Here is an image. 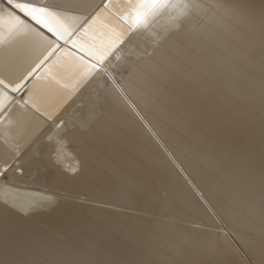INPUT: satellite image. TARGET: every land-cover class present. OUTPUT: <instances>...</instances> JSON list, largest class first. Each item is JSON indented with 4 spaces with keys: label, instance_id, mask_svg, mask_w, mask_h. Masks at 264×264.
I'll return each instance as SVG.
<instances>
[{
    "label": "bare ground",
    "instance_id": "obj_1",
    "mask_svg": "<svg viewBox=\"0 0 264 264\" xmlns=\"http://www.w3.org/2000/svg\"><path fill=\"white\" fill-rule=\"evenodd\" d=\"M46 1L77 23L107 3ZM176 2L94 78L52 73L67 93L41 79L62 53L12 93L0 264H264V0ZM35 36L3 34L0 77L42 59Z\"/></svg>",
    "mask_w": 264,
    "mask_h": 264
},
{
    "label": "snow or ice",
    "instance_id": "obj_2",
    "mask_svg": "<svg viewBox=\"0 0 264 264\" xmlns=\"http://www.w3.org/2000/svg\"><path fill=\"white\" fill-rule=\"evenodd\" d=\"M112 3L113 0H107L103 8L94 16L90 19L85 17L83 23H77L69 22L66 10L59 9L46 0H0V29L7 26L9 34L12 35L24 29L27 20H31L55 37V41L46 49L42 59L17 81L0 77V123L11 119L13 110L9 105L15 103L12 93L20 91L25 86V82L42 66H46L57 53L62 55L53 61L51 66L45 68V76L41 79L51 76L53 70L65 57L74 58L81 79L94 78V70L99 71L108 63L119 61L121 53L133 36L147 32L163 9L179 6L176 0H117V4L114 5L116 10L112 11L108 7ZM102 19L108 22L102 23ZM38 34L44 35L43 32ZM59 41L70 44L77 52L71 50L64 52ZM85 57L88 59L86 60ZM63 86L68 87L67 84ZM24 104L39 112L36 103L30 102V99L25 100ZM46 119L52 121L56 129L49 136V140L55 145V151L59 154L65 146V141L60 138V131L66 128V123L59 117H57L59 122L53 120L52 116H46ZM3 164L6 172L9 163L4 161Z\"/></svg>",
    "mask_w": 264,
    "mask_h": 264
},
{
    "label": "water",
    "instance_id": "obj_3",
    "mask_svg": "<svg viewBox=\"0 0 264 264\" xmlns=\"http://www.w3.org/2000/svg\"><path fill=\"white\" fill-rule=\"evenodd\" d=\"M85 59L87 60L88 58L85 57ZM69 68L73 69L74 73H77L78 76H80L79 72L77 71L75 64H74V58L72 57H65L64 59H62L60 61V63L57 65V67L53 70V73H60V74H64V72L66 70H68ZM97 71L93 72V76L96 74ZM53 75L49 76L46 81L51 82L53 84H55L57 86V88L63 92V93H67L68 92V87H64L63 83H61L59 80H56V78L53 79ZM56 81H59V83H56ZM48 86L46 85H38L34 88L33 92H32V97L35 98V100H37L39 102V104H44L46 106H50L53 102L52 99L47 98L45 101L40 99L39 97H36L37 95V91H39L40 89L45 90V88L47 89ZM48 97V96H47Z\"/></svg>",
    "mask_w": 264,
    "mask_h": 264
},
{
    "label": "rangeland",
    "instance_id": "obj_4",
    "mask_svg": "<svg viewBox=\"0 0 264 264\" xmlns=\"http://www.w3.org/2000/svg\"><path fill=\"white\" fill-rule=\"evenodd\" d=\"M162 192H163V191H162ZM164 192H165V191H164ZM164 192H163V193H164Z\"/></svg>",
    "mask_w": 264,
    "mask_h": 264
}]
</instances>
